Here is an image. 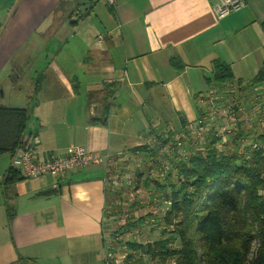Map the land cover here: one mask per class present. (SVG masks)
I'll return each instance as SVG.
<instances>
[{
    "label": "crops",
    "instance_id": "0c3cea01",
    "mask_svg": "<svg viewBox=\"0 0 264 264\" xmlns=\"http://www.w3.org/2000/svg\"><path fill=\"white\" fill-rule=\"evenodd\" d=\"M217 2L0 3V106L30 111L26 139L40 140L41 156L65 154L71 144L110 156L107 166L91 164L62 177L46 174L6 185L12 154L0 155V221L11 255L6 264H36L58 247L84 256L81 264H104L106 244L114 239L109 221L138 218L137 209L150 201L149 195L136 196L146 190L135 187L134 176L136 168L151 162L145 164L130 148L153 145L157 135L170 132L174 141L199 138V106L217 110L223 120L229 104L213 106L234 99L250 134L262 130L264 117L255 116L252 126L245 114L255 109L252 104L260 107L254 111H264V78L256 80L264 71V0H246L224 17L216 14ZM215 60L230 65L231 80L208 82ZM219 85L227 87L220 91ZM230 85L238 88L233 94ZM149 172L159 173L155 167Z\"/></svg>",
    "mask_w": 264,
    "mask_h": 264
},
{
    "label": "trees",
    "instance_id": "16d2710c",
    "mask_svg": "<svg viewBox=\"0 0 264 264\" xmlns=\"http://www.w3.org/2000/svg\"><path fill=\"white\" fill-rule=\"evenodd\" d=\"M172 63L181 65L177 60ZM232 78L230 65L215 60L213 75L207 80L222 84ZM263 78L261 70L256 80ZM220 87L222 91L227 86ZM223 104L218 100L213 110ZM198 109L200 126L204 127L201 137L174 141L170 132L157 135L153 145L130 148L145 164L151 162L133 174L135 187L149 192L147 206L152 208L122 225L124 233L138 229V235L146 228L147 237L123 239L133 249L161 256L167 254L169 246L179 244L172 251L180 264H264V127L250 134L239 117L233 129L222 131L219 123L211 120L212 109ZM249 115L254 124L255 116L263 118L264 111L261 108ZM29 119L26 108L0 106V155L26 145ZM123 161L126 164L127 160ZM117 164L121 168L125 165ZM154 167L160 169L157 175L149 172ZM21 178L11 166L4 183L10 185ZM7 208L11 220L14 214L9 205ZM152 218V227L145 224Z\"/></svg>",
    "mask_w": 264,
    "mask_h": 264
},
{
    "label": "built area",
    "instance_id": "2783aa9c",
    "mask_svg": "<svg viewBox=\"0 0 264 264\" xmlns=\"http://www.w3.org/2000/svg\"><path fill=\"white\" fill-rule=\"evenodd\" d=\"M109 5H113L118 0H106ZM246 5V0H218L215 11L218 17H224L230 14L233 11L240 10ZM237 87L234 85H230L231 94L237 91ZM233 101H235L233 99ZM234 105L237 106L235 108L233 105H230V110L233 112L238 109L243 111V108L238 103ZM254 106V105H253ZM255 109H259V104L254 106ZM253 109V110H255ZM216 112V110H215ZM229 112V113H231ZM236 114V113H232ZM236 119L234 124L237 123L239 115H235ZM246 123L251 121V117L248 114H245ZM200 122V121H199ZM264 124V122H262ZM202 130L198 131V134L201 135ZM229 131V130H222ZM223 140H226V137L223 136ZM40 144V140L37 137H34L30 142L28 141L26 145L18 147L12 153V166L17 169L23 178H37L42 177L46 174H52L56 177H62L70 171L87 167L91 164H101L104 163L107 166V161L110 160V156L102 155L100 153L94 152L91 149L78 145L71 144L65 154H50L46 156L39 155L38 147ZM257 146L258 144H254ZM123 153V152H122ZM120 152V155L122 154ZM107 176L109 178L112 176L109 169H106ZM128 182L131 183L132 180L128 179ZM130 201H133L135 192L132 191ZM156 212V211H155ZM127 217H121L117 220L118 226L112 228V235L114 239L111 243L106 244V249L104 253V264H180L178 257L173 253L174 248H179V244L169 246V250L167 249V254L164 256L152 255L148 252H145L138 248H131L126 239L130 238V236H134V238L138 241V229L127 230L128 236L123 232L122 225L127 222ZM155 218L151 220H145V224L153 226V222ZM144 234L140 233V236ZM115 240V241H114Z\"/></svg>",
    "mask_w": 264,
    "mask_h": 264
},
{
    "label": "rangeland",
    "instance_id": "374dc122",
    "mask_svg": "<svg viewBox=\"0 0 264 264\" xmlns=\"http://www.w3.org/2000/svg\"><path fill=\"white\" fill-rule=\"evenodd\" d=\"M3 1L4 0H0V3H2ZM249 98L250 97H247L246 100H248ZM235 103L236 102L233 101L231 98L226 99L225 102H224L225 107H227L228 104L233 105L235 107L236 106V105H234ZM252 105L256 106L257 104H252ZM204 108H207V107H204ZM222 112H221V114H224V113L226 114V116L224 117L223 120H221L219 117H217L218 114L215 113V112H213L211 110V116L213 117L212 118V122L219 123V126H221L220 127L221 130H223V129H225V130L233 129L237 125L238 121H240V119L238 118L237 123L234 124V121L236 119V116L235 115H237V116L240 115L241 114V110H239V108H238V109L234 110L233 112H231L229 114L226 113V112H223V113ZM247 112H255V111L253 109H251V111H247ZM232 113H236V114L234 115ZM248 123L253 126L252 120L250 122H248ZM203 130H204V128H203ZM202 135H203V132H202L201 136ZM245 141L247 142L248 139H246ZM254 144H258V143L254 142ZM156 171L157 172H160V169L156 168ZM163 177L164 176H161V178H163ZM148 193L149 192H146V191H143V192L140 191V192L137 193L138 195H136V196L138 198H140V199H144V198H147V196L149 195ZM151 208L152 207H150L149 205L148 206H144L143 208L142 207L140 208L141 211H139L137 209V212H135V213L136 214H140V213L142 214L144 212L149 211ZM111 221L113 223L109 221V223H108L107 226H109V227L112 226V227H115L116 228V226H118V224L116 223V220L112 218ZM5 227H6V225L2 221H0V264H2V263H4V264L8 263V261L10 260V257H11V255H9L10 254V251L7 250L6 239H5V236H4ZM145 229L146 228L142 229V234H144L143 237H147V236H145L146 235V232H147ZM125 235L128 236L129 234L126 233ZM139 237H141V236L139 235ZM84 258L85 257L82 256V255H70V254H68L66 247L65 248L58 247L55 252H47V253L39 256L38 258H36L37 259L36 264H81L83 262V259ZM89 259H91V257H89Z\"/></svg>",
    "mask_w": 264,
    "mask_h": 264
}]
</instances>
